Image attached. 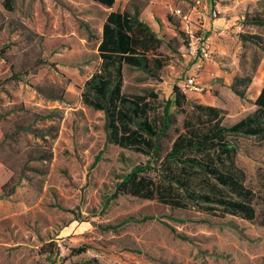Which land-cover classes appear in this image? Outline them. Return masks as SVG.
I'll return each instance as SVG.
<instances>
[{
  "label": "rangeland",
  "instance_id": "obj_1",
  "mask_svg": "<svg viewBox=\"0 0 264 264\" xmlns=\"http://www.w3.org/2000/svg\"><path fill=\"white\" fill-rule=\"evenodd\" d=\"M126 2L107 8L86 0H15L14 10L8 12L0 0V131L2 138L6 135L0 155L16 167L15 177H21L18 193L0 211V264H264V137H228L236 150L234 168L253 194L252 221L219 208H171L131 195L110 199L120 177L144 166L149 157L107 144L103 113L81 103L80 89L99 68L97 48L107 15ZM259 3L264 0H184L177 7L190 16L192 29L204 25L211 33L207 23L225 19L226 28L234 30L232 46L238 49L240 33H264L244 26L245 16L260 9ZM159 7L148 5L144 17L161 33L176 36L177 24L167 19L169 9ZM237 24H243L242 32L235 29ZM240 51L227 65L224 59L211 60L220 71L237 75L252 72L256 64L245 99L226 89L225 79L214 74L202 77L208 87L201 94L183 91L185 79L195 72L198 79L199 72L196 60L181 55L155 79L124 67L123 91L150 101L149 117L156 119L178 86L193 102L219 106L226 123L234 124L254 111L264 84V53L253 46ZM36 86L62 88L65 101L43 98ZM54 109L61 119L33 122ZM170 111L177 120L162 141L163 153L177 133L184 132L191 108L187 114ZM56 124L60 131L53 139L49 129ZM23 127L43 129L46 140ZM36 144L53 152L51 161H28ZM149 174L158 178L153 170ZM47 243L52 244L51 256L41 250ZM79 247H85L81 254L74 252Z\"/></svg>",
  "mask_w": 264,
  "mask_h": 264
},
{
  "label": "trees",
  "instance_id": "obj_2",
  "mask_svg": "<svg viewBox=\"0 0 264 264\" xmlns=\"http://www.w3.org/2000/svg\"><path fill=\"white\" fill-rule=\"evenodd\" d=\"M88 1L107 8H112L115 4V0ZM142 1L144 4L139 5L134 0H129L122 11H112L107 15L97 48L99 68L80 89L81 103L103 113L107 144L149 157L144 166L134 167L120 177L110 199L119 195H131L157 200L171 208L185 209L193 206L206 212L219 208L224 214L254 220L256 212L251 205L253 194L244 187L240 172L234 168L236 150L228 137H264V85L253 103L254 111L234 124L226 123V116L221 108L191 101L178 86L173 87L172 96L164 103L162 114L151 119V102L146 101L144 96L131 97L123 91V69L130 67L142 71L148 77H159L171 59L182 54L187 36L180 28L181 19L174 14L179 2L184 0ZM259 4L260 9L245 16V27L255 26L264 30V4ZM148 5H165L169 9V23L177 24L178 34L175 37L157 33L145 21L143 11ZM2 6L11 12L14 10L15 0H2ZM239 37L244 44L249 43L264 53V33L244 32ZM256 68L255 64L252 72L232 79L230 89L241 99H245L248 94ZM35 90L47 100L65 101L66 92L58 86H36ZM150 96L157 98L153 94ZM188 107L191 108V113L183 121L184 132L177 133L169 150L163 153L162 141L177 120L176 115L171 113V108L187 114ZM50 114L48 117L37 115L33 122L62 118L56 109ZM25 130H30L36 139L43 142L46 140L47 134L43 129L28 127ZM59 131L60 126L57 124L49 129L53 139L58 137ZM5 140L6 135L3 133L0 147ZM39 146L36 144L29 152L28 161H51L53 152L43 151ZM0 161L14 174L2 186L1 199L14 194L21 177H15L18 173L16 167L8 166L7 159L1 155ZM24 166L23 163L22 169ZM150 170L157 173V179L151 177ZM51 246V243L42 246V252L51 256ZM84 251L85 247L74 249L77 254Z\"/></svg>",
  "mask_w": 264,
  "mask_h": 264
},
{
  "label": "crops",
  "instance_id": "obj_3",
  "mask_svg": "<svg viewBox=\"0 0 264 264\" xmlns=\"http://www.w3.org/2000/svg\"><path fill=\"white\" fill-rule=\"evenodd\" d=\"M86 1H88V0H86ZM117 1H118V3H121L124 0H115L114 6L116 5ZM125 1H127V2L125 4V6L120 11H122L129 2V0H125ZM90 2H92V1H90ZM159 6H160L159 9L166 7L165 5H159ZM114 11H117V10H114ZM143 17H144V13H143ZM144 19L153 27V29L157 33L160 32V30L157 28V26L155 25V23L151 19L146 18V17H144ZM207 26L209 28H211V30H212L210 35H211V40L213 43V51H214L213 57H216L219 60L224 59L226 61V65L228 64L229 58L234 59V60L236 59L237 54H240V52H241L240 51L241 47L245 48V47L251 46V45H249V43L244 44L240 40V37H239V43L241 44V47H239L238 49H234V47L232 46L233 43L235 42V37L233 36L234 30L226 28V27H228V25H226V20L223 18L214 20L212 23L209 22V23H207ZM102 27H103V25H102ZM246 28H256V27L255 26H246ZM251 33H261V31L260 32H251ZM101 34H102V32H101ZM161 34H164V33H161ZM183 54H184V51L182 52L181 56H183ZM197 63H198L197 70L199 72V74H198L199 81H201L202 77L204 75H207V74L208 75L214 74V76H221L225 79L226 89H230V84L232 82V79L235 76H241V75H237L238 72L233 71V70H226V72L220 71L219 68L217 67L216 63H214L212 60H210V61H197ZM258 67H259V64H258ZM196 73L197 72H195L193 74H196ZM253 79H254V77H253ZM201 82H203V81H201ZM252 83H253V80H252ZM252 83H251V85H252ZM263 85L261 86V90L263 88ZM204 87H208V86L205 84ZM261 90H260V92H261ZM247 93H248V90H247ZM197 103L198 104H204V103L199 102V101ZM204 105H206V104H204ZM209 106H212V105H209ZM214 107L220 108L219 106H214ZM1 140H2V133L0 131V141ZM12 176H13V172L11 170L7 169L6 166L0 161V192H1L2 186L5 183H7L12 178ZM17 193H18V189H16L14 194L8 198L9 199L13 198V196ZM8 198H1L0 199V211L2 210V206H4V204H6L8 202V200H7Z\"/></svg>",
  "mask_w": 264,
  "mask_h": 264
},
{
  "label": "built area",
  "instance_id": "obj_4",
  "mask_svg": "<svg viewBox=\"0 0 264 264\" xmlns=\"http://www.w3.org/2000/svg\"><path fill=\"white\" fill-rule=\"evenodd\" d=\"M174 14L181 19L180 28L187 36L183 57L187 58L188 60L196 61L211 60L214 54L213 43L211 40V35L207 32L205 26L196 25L194 29L190 28V16L188 14H184L180 8L175 9ZM235 29L238 32H242L243 24H237ZM195 76L196 74H191L185 79L181 87L183 91L185 89H189L195 94H201L204 91V84L196 79Z\"/></svg>",
  "mask_w": 264,
  "mask_h": 264
}]
</instances>
